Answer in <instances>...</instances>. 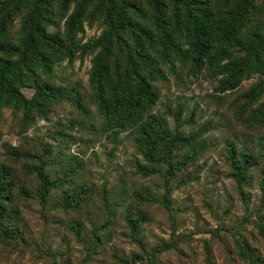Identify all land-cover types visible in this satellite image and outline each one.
Wrapping results in <instances>:
<instances>
[{
  "label": "trees",
  "instance_id": "trees-1",
  "mask_svg": "<svg viewBox=\"0 0 264 264\" xmlns=\"http://www.w3.org/2000/svg\"><path fill=\"white\" fill-rule=\"evenodd\" d=\"M15 20L19 29L13 38L10 27ZM94 24L102 27L100 34L84 39L86 27ZM86 55H90L91 62L89 97L102 119L100 129L113 142L122 131L134 134L137 152L143 159H137L136 170L145 176L160 175L164 185L161 198L136 196L143 201H159L168 211L171 179L195 163L208 147L203 134L209 126L204 122L203 127L185 133L183 102L167 106L174 121L173 127L168 126L163 116L153 112L159 99L155 82L166 78V74L183 78L184 72L196 78L204 71L215 82L213 89L221 99L255 74L257 81L241 93L243 105L235 111L248 124L264 123V0H0V111L11 107L20 111L28 123L36 116L45 118L55 102L67 100L79 114V126L93 129L81 91L55 82L57 65L78 58L82 62ZM24 88L31 90L29 96ZM193 114L192 110L189 122L194 121ZM60 134L72 138L67 132ZM259 144L264 155L263 137ZM242 148L238 151L232 142L228 143L227 159L229 175L246 201L244 183L258 161L246 146ZM13 153L19 155L18 151ZM49 163L39 154L32 167L38 179L36 198L44 212L52 191L63 187L76 170L74 166L58 179H51L45 170ZM259 187L258 208L262 209V169ZM88 188L80 185L63 189L59 206L82 208ZM105 191L103 188L107 207ZM28 195L24 183L0 163L1 241L19 237L18 209L11 202L15 196ZM133 215L128 212L126 225L140 251L130 259H119L127 264L144 255L150 258L162 249L144 247L138 235L141 218ZM253 223L264 239V220L259 218ZM92 234L85 258L103 239L97 231ZM237 246L239 255L249 264H263L260 253L245 238L237 239ZM205 249L207 252L208 247Z\"/></svg>",
  "mask_w": 264,
  "mask_h": 264
},
{
  "label": "rangeland",
  "instance_id": "rangeland-1",
  "mask_svg": "<svg viewBox=\"0 0 264 264\" xmlns=\"http://www.w3.org/2000/svg\"><path fill=\"white\" fill-rule=\"evenodd\" d=\"M18 29L19 22L15 20L10 27L11 37L18 35ZM101 30L98 24L86 27L84 39L97 37ZM90 66V55L82 62L79 58L72 63L63 61L55 68V82L81 91L92 116L93 129L79 126V114L67 100L55 102L45 118L36 116L28 123L23 121L20 111L1 108L0 163L24 183L29 195L15 196L11 202L18 209L19 237H8L5 242L0 239V264H127L119 259H130L140 251L138 244L130 239L126 225L130 211L141 218L138 235L144 247L162 249L157 255L150 258L144 255L128 264H249L239 255L237 246V239L244 238L260 253L264 264V239L253 223L259 218L264 220V208H258L259 176L260 170H264L259 143L261 137L264 139V123L248 124L235 111L243 105L241 93L257 81V75L243 80L235 91L221 99L213 89L215 82L204 71L196 78L184 72H181L183 78L166 74V78L155 82L159 99L153 112L163 116L168 126L173 127L174 121L166 108L179 102L184 103L185 133L204 122L209 126L203 134L208 147L195 163L171 179L168 211L159 201H143L136 196L161 198L163 179L136 170L137 159L140 162L143 159L131 131L120 132L113 142L100 129L102 119L89 97ZM23 92L27 96L31 94L26 88ZM192 110L194 121L189 122ZM61 132L71 134L72 138ZM230 142L238 151L246 146L258 161L244 183L246 201L241 199L229 175L227 145ZM14 151L19 155H14ZM39 154L50 161L45 170L51 179H58L76 167L63 187L52 191L45 212L36 198L38 179L32 168ZM80 185L89 187L82 208L60 207L63 189ZM103 188L108 197L107 207ZM106 221L108 224L100 227ZM96 231L103 239L85 258L92 232Z\"/></svg>",
  "mask_w": 264,
  "mask_h": 264
}]
</instances>
